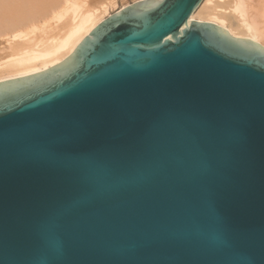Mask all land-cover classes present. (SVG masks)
<instances>
[{
	"label": "water",
	"instance_id": "obj_1",
	"mask_svg": "<svg viewBox=\"0 0 264 264\" xmlns=\"http://www.w3.org/2000/svg\"><path fill=\"white\" fill-rule=\"evenodd\" d=\"M203 1L133 3L0 83V264H264V48Z\"/></svg>",
	"mask_w": 264,
	"mask_h": 264
},
{
	"label": "bare ground",
	"instance_id": "obj_2",
	"mask_svg": "<svg viewBox=\"0 0 264 264\" xmlns=\"http://www.w3.org/2000/svg\"><path fill=\"white\" fill-rule=\"evenodd\" d=\"M120 1L126 0H0V83L66 61ZM190 21L264 48V0H204Z\"/></svg>",
	"mask_w": 264,
	"mask_h": 264
},
{
	"label": "rangeland",
	"instance_id": "obj_3",
	"mask_svg": "<svg viewBox=\"0 0 264 264\" xmlns=\"http://www.w3.org/2000/svg\"><path fill=\"white\" fill-rule=\"evenodd\" d=\"M132 1L133 0H126L124 3L120 1L121 3L119 2L117 7L114 10H111V12H112L111 15L116 13V12H118L119 10H121L122 9L121 7L129 6V5L133 4V3H135L136 0H134V2H132ZM122 3H123V5H122ZM126 3H128V4L126 5Z\"/></svg>",
	"mask_w": 264,
	"mask_h": 264
}]
</instances>
